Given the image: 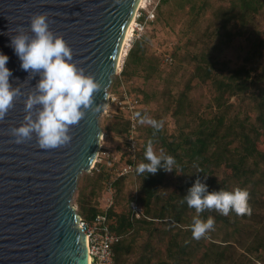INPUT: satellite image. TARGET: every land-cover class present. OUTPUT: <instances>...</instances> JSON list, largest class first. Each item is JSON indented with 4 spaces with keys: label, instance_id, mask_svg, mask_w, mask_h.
<instances>
[{
    "label": "trees",
    "instance_id": "1",
    "mask_svg": "<svg viewBox=\"0 0 264 264\" xmlns=\"http://www.w3.org/2000/svg\"><path fill=\"white\" fill-rule=\"evenodd\" d=\"M221 1L225 4L212 10L210 0H159L154 22L134 43L120 77L112 82L113 87L122 82L139 99L143 118L148 117L147 107L157 95L136 87L135 80L171 81L163 71L173 65L174 53L168 54L170 62L166 63V53L152 58L147 46L157 21L163 19L164 8L170 2L177 9L188 8L190 27L211 10L216 21L213 29L206 30L215 41L210 47L190 53L194 65L192 78L197 83L188 80L175 96L172 92L164 93L173 107L176 131L170 133L161 117L152 116L150 119L160 127L144 124L138 133L136 166L147 162L144 152L151 141L154 150L175 158L172 172L160 169L152 175L136 171L114 184V202L106 212L110 231L119 238L113 246L114 264H251L248 254L264 252V67L257 70L256 65L264 59V38L255 37L250 42L243 64L237 68H228L218 58L226 45L242 35L243 29L264 11V0ZM198 84L211 89L204 104L193 98ZM232 100L239 101L240 107H235ZM120 116L123 136L127 122L121 113ZM198 178L206 183L209 192L247 189L251 215L230 212L223 216L206 210L200 217H214V230L199 240L193 239L190 225L196 212L182 200ZM104 179L103 172L85 179L76 199L82 218L91 220L103 212ZM130 184L136 191L125 193ZM133 203L143 209L140 218L134 217Z\"/></svg>",
    "mask_w": 264,
    "mask_h": 264
},
{
    "label": "water",
    "instance_id": "2",
    "mask_svg": "<svg viewBox=\"0 0 264 264\" xmlns=\"http://www.w3.org/2000/svg\"><path fill=\"white\" fill-rule=\"evenodd\" d=\"M139 2L0 0V53L9 57L10 83L22 93L0 121V264H88L86 236L71 202L79 176L91 170L98 153L99 117ZM45 13L50 30L71 47L72 62L101 84L93 107L103 106L73 126L68 146L52 150L40 149L35 136L17 144L10 131L23 122L24 102L39 77L28 80L9 36L17 27L28 31L30 17Z\"/></svg>",
    "mask_w": 264,
    "mask_h": 264
},
{
    "label": "clouds",
    "instance_id": "3",
    "mask_svg": "<svg viewBox=\"0 0 264 264\" xmlns=\"http://www.w3.org/2000/svg\"><path fill=\"white\" fill-rule=\"evenodd\" d=\"M48 14H33L30 28L17 27L15 35L9 36L10 47L20 60V68L28 72V80L39 77L35 87L27 94L24 110L27 113L19 127L11 128L15 143L30 141L35 136L40 149L52 150L68 146L72 141V128L78 126L88 110L99 111L103 106L94 105V94L101 91V84L92 74L73 63L71 47L63 36L50 30ZM29 32L31 35H29ZM6 35V33H5ZM9 57L0 53V121L13 109L15 100L22 96L21 89L10 83L12 72L6 67ZM139 123L159 128L157 121L148 117ZM144 160L136 166L139 174L155 175L160 169L172 172L175 158L157 153L149 141ZM250 193L236 187L231 191L220 189L209 192L206 183L198 178L187 190L182 202L194 209L190 230L192 238L199 240L214 230L212 216L202 219L200 214L215 210L223 216L230 212L251 215Z\"/></svg>",
    "mask_w": 264,
    "mask_h": 264
},
{
    "label": "rangeland",
    "instance_id": "4",
    "mask_svg": "<svg viewBox=\"0 0 264 264\" xmlns=\"http://www.w3.org/2000/svg\"><path fill=\"white\" fill-rule=\"evenodd\" d=\"M221 4L225 3L221 0H210L209 9L213 10ZM202 16L203 17L194 27H190L188 25L191 20L189 9H177L175 3L170 2L164 8L163 19L157 21V28L150 35L147 46L148 55L152 58H155V55L161 52L166 54L174 53L173 65L165 67V70L163 71L164 77L168 75L171 77V81L169 83H167L168 80L144 83L143 79L135 80L136 87L157 95L152 98L147 107V116L148 118L152 116L161 117L165 128L170 133L176 131V123L172 116L173 107L171 101L170 99L167 100V95L164 93H166V91L172 92L175 96L178 91L184 88L185 83L188 80L192 79L193 83H197V81L192 78L194 65L190 59V53L195 51L199 52L206 46L210 47L215 41V38H210L208 36L209 30H206L211 26L213 27V21H216L215 19L213 20L211 10H208ZM212 27L210 29H213ZM243 32L242 35L234 37L232 41L226 45L223 51L218 54L219 61L223 63L225 62L228 68L234 69L241 66L246 53L250 49V42L255 37L264 38V11H261V13L255 17L253 22L243 29ZM126 52L127 50L123 54L120 66H124V56ZM256 65L258 67L257 70L263 68L264 59H259ZM117 73L112 77V82L118 76ZM111 87H113V83L108 89V92L110 91V93L113 94H118L122 89L121 85H118L117 87L114 86L113 88ZM160 92L163 93L160 94ZM209 95H211V89L209 86L198 84L194 88L193 98L199 100L202 104L206 103ZM232 102L237 108L241 105L237 100H232ZM99 126L101 128L100 146L102 149H108L112 152L121 150L125 145V142L121 134L123 128L120 112L106 107L99 117ZM159 152L160 151L157 153ZM93 171L94 170L84 172L78 178L77 189L71 202L77 212L78 207L76 199L78 197V192L84 185L85 179L97 173L96 171ZM218 176H220V173H218ZM168 186H170V189L173 186L171 180L170 183H168ZM132 189L136 191L134 185H126L125 193H129V191L132 192ZM248 256H250L252 260L251 264H264L263 251L253 255L248 254Z\"/></svg>",
    "mask_w": 264,
    "mask_h": 264
},
{
    "label": "built area",
    "instance_id": "5",
    "mask_svg": "<svg viewBox=\"0 0 264 264\" xmlns=\"http://www.w3.org/2000/svg\"><path fill=\"white\" fill-rule=\"evenodd\" d=\"M158 3L159 0H146L144 5L137 7L132 19L134 22L124 60L134 43L147 33L150 24L154 22ZM164 62H170L168 54L165 55ZM123 67V65L118 67V73L116 72L118 77H120ZM120 85L122 89L118 94L108 92L104 109L106 107L114 109L126 119L127 131L123 135L125 145L116 152L102 149L99 146L90 171L103 172L105 176L101 200L103 212L97 214L91 220H86L79 216L77 225L86 236L88 264H114L113 246L119 238L111 233L106 212L114 202V184L116 181L121 177L136 173L139 152L138 133L144 125L139 123L140 119L143 118L141 103L136 96L125 88L122 82ZM132 210L135 218H140L143 215V209L137 203L132 204Z\"/></svg>",
    "mask_w": 264,
    "mask_h": 264
},
{
    "label": "bare ground",
    "instance_id": "6",
    "mask_svg": "<svg viewBox=\"0 0 264 264\" xmlns=\"http://www.w3.org/2000/svg\"><path fill=\"white\" fill-rule=\"evenodd\" d=\"M146 0H140L139 4H138V7L144 5ZM133 20L132 22L130 23L129 27H128V30L126 32V35H125V39H124V44H123V49H122V52H121V55H120V58H119V61H118V67H120V64H121V61H122V57H123V54L125 53V51L127 50V45H128V41H129V37L131 35V31H132V27H133Z\"/></svg>",
    "mask_w": 264,
    "mask_h": 264
}]
</instances>
